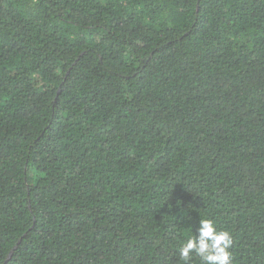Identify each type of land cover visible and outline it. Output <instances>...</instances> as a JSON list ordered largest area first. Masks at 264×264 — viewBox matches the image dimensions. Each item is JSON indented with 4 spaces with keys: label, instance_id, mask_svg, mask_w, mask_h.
<instances>
[{
    "label": "trees",
    "instance_id": "trees-1",
    "mask_svg": "<svg viewBox=\"0 0 264 264\" xmlns=\"http://www.w3.org/2000/svg\"><path fill=\"white\" fill-rule=\"evenodd\" d=\"M205 217L264 264V0H0V264H184Z\"/></svg>",
    "mask_w": 264,
    "mask_h": 264
},
{
    "label": "clouds",
    "instance_id": "clouds-1",
    "mask_svg": "<svg viewBox=\"0 0 264 264\" xmlns=\"http://www.w3.org/2000/svg\"><path fill=\"white\" fill-rule=\"evenodd\" d=\"M195 232L179 248L184 264H188L194 255L200 258L202 264H232L230 248L233 240L228 231L218 230L215 221L205 217L199 220Z\"/></svg>",
    "mask_w": 264,
    "mask_h": 264
}]
</instances>
